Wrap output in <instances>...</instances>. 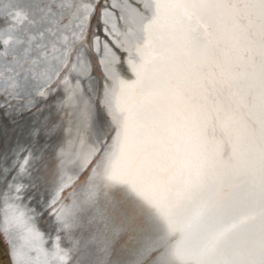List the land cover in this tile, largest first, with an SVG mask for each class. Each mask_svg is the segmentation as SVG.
Returning <instances> with one entry per match:
<instances>
[{
    "label": "snow or ice",
    "instance_id": "obj_1",
    "mask_svg": "<svg viewBox=\"0 0 264 264\" xmlns=\"http://www.w3.org/2000/svg\"><path fill=\"white\" fill-rule=\"evenodd\" d=\"M6 264H264V0H0Z\"/></svg>",
    "mask_w": 264,
    "mask_h": 264
},
{
    "label": "bare ground",
    "instance_id": "obj_2",
    "mask_svg": "<svg viewBox=\"0 0 264 264\" xmlns=\"http://www.w3.org/2000/svg\"><path fill=\"white\" fill-rule=\"evenodd\" d=\"M8 141L0 135V148L6 147ZM0 264H6L5 245L0 243Z\"/></svg>",
    "mask_w": 264,
    "mask_h": 264
},
{
    "label": "water",
    "instance_id": "obj_3",
    "mask_svg": "<svg viewBox=\"0 0 264 264\" xmlns=\"http://www.w3.org/2000/svg\"><path fill=\"white\" fill-rule=\"evenodd\" d=\"M6 247V246H5ZM6 260H7V257H6Z\"/></svg>",
    "mask_w": 264,
    "mask_h": 264
}]
</instances>
